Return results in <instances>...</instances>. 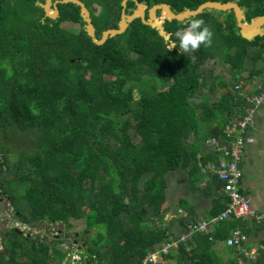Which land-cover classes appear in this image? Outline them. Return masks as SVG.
I'll use <instances>...</instances> for the list:
<instances>
[{
    "label": "trees",
    "instance_id": "1",
    "mask_svg": "<svg viewBox=\"0 0 264 264\" xmlns=\"http://www.w3.org/2000/svg\"><path fill=\"white\" fill-rule=\"evenodd\" d=\"M81 1L98 8L91 12L98 40L119 28L124 0ZM237 1L248 8V23L264 16V0H138L149 9L168 4L175 13ZM39 3L45 0H0V196L25 225L85 222L79 264H139L172 240L161 225L167 176L183 167L194 184V133L225 141L226 126L245 113L235 86L263 79L264 37L244 39L234 11L206 10L183 22L166 20L169 41L136 19L98 45L79 6L59 4L54 20ZM192 19H203L212 43L185 52L176 34ZM9 131L22 133L20 151L4 143ZM212 184L224 193L217 175ZM224 196L215 217L228 207ZM238 228L235 219L219 222L213 233H196L153 264H226L214 245ZM17 229L2 237L11 260L71 264L70 253L58 248L62 239L47 242ZM231 250V264H264V251L252 260Z\"/></svg>",
    "mask_w": 264,
    "mask_h": 264
},
{
    "label": "crops",
    "instance_id": "2",
    "mask_svg": "<svg viewBox=\"0 0 264 264\" xmlns=\"http://www.w3.org/2000/svg\"><path fill=\"white\" fill-rule=\"evenodd\" d=\"M212 138L214 137H209L207 131L202 130L200 135L194 133V144H197L199 148L197 157L200 160L197 165V167H200V171L197 175H194V184H192L188 169L183 167L169 173L167 176V207L162 215L161 225L169 230L172 239H179L187 232L189 225L192 223L211 222L216 218L214 215L217 211V199L222 196L225 197V193L220 192L217 185L212 184L213 179L216 177L214 166H217L220 159V155L208 144V141ZM223 139L219 140L224 142ZM192 141L193 137L190 139V143ZM242 169L244 172L242 181L243 192L249 199L252 209L262 216L263 220L258 222L255 218H250L239 221V227L248 232V247L258 250V252H263L264 105L257 109L254 124L246 134V148L242 160ZM217 225L218 223L211 225L210 233L214 232ZM214 251L226 264L232 263L234 255L231 248L226 246L225 241H217L214 245ZM9 261L13 264L19 263L10 259ZM1 262L2 259L0 258Z\"/></svg>",
    "mask_w": 264,
    "mask_h": 264
},
{
    "label": "built area",
    "instance_id": "3",
    "mask_svg": "<svg viewBox=\"0 0 264 264\" xmlns=\"http://www.w3.org/2000/svg\"><path fill=\"white\" fill-rule=\"evenodd\" d=\"M251 82L250 84L246 80L240 79L235 86V91L246 100L247 107L242 116L226 126V140L222 142L214 137L208 141V144L220 155L214 170L219 180L224 184V193L229 200L228 207L211 222L192 223L187 232L179 239H172L170 242L154 248L139 264L156 263L161 256L170 254L179 242L191 241L196 233L209 234L213 223L232 219L243 221L255 218L258 222L263 220V217L252 209L242 187L244 177L242 160L246 148V134L254 124L257 109L264 105V77L261 81L254 77ZM248 242L249 236L241 228L233 230L229 238L225 240L227 247L235 248L238 252L245 253L254 260L259 252L255 249L248 251ZM75 258L76 262L71 264H79L83 257L82 255H75Z\"/></svg>",
    "mask_w": 264,
    "mask_h": 264
},
{
    "label": "water",
    "instance_id": "4",
    "mask_svg": "<svg viewBox=\"0 0 264 264\" xmlns=\"http://www.w3.org/2000/svg\"><path fill=\"white\" fill-rule=\"evenodd\" d=\"M129 1H134L137 7L136 9H130V12H132L131 15L127 13V4ZM68 3H72L80 7L82 17L86 22L85 29L93 41L98 45H103L108 39L124 34L129 25L136 19H141L144 24L156 29L161 36L169 41L170 34H168L164 28L166 20H178L183 22L189 18L202 14L206 10H216L221 12L234 11L238 27L240 28L241 35L244 39L253 41L257 37H264V16L253 19L250 23H248L246 18L248 8L240 7L238 1L225 4L220 2H207L196 10H186L183 13H175L168 4H158L149 9L146 4L139 3L138 0H124L122 3L123 11L119 28L105 31L102 38L98 40L96 38V28L91 17V12H97L98 8H87L85 3L81 0H57L55 2L53 0H45V3H39V5L45 10L46 17L55 20L60 15L58 5ZM158 11L162 12L161 16H158ZM148 12L149 16L147 17ZM170 49H172V47ZM17 231L22 233L19 229H17Z\"/></svg>",
    "mask_w": 264,
    "mask_h": 264
},
{
    "label": "rangeland",
    "instance_id": "5",
    "mask_svg": "<svg viewBox=\"0 0 264 264\" xmlns=\"http://www.w3.org/2000/svg\"><path fill=\"white\" fill-rule=\"evenodd\" d=\"M63 27L67 30L73 31V32H79V27L71 24V23H65L63 24ZM172 45L170 46V48ZM217 73H220L219 71ZM156 84L160 85L162 83L156 82ZM138 97V94L136 95ZM14 133H17V135H14ZM20 132H8V135H4V143L6 146H12V149H16L20 151V143L24 142V138L21 135ZM14 139L15 146L12 142ZM14 145V146H13ZM19 153V152H18ZM14 209L9 203V201L6 199V197L0 196V258L2 259V262L0 264H13L11 261H9V253L7 250L1 248L2 243V237L5 234L7 230H10L11 228H18L22 234L30 235L32 238L40 237L42 240L50 242L53 239H62L63 243L59 244L58 248L61 251H66L70 253L69 257L67 258V262H76L75 261V255H81L82 253H85L84 247L87 246L85 243L86 238L83 236V233L85 231V222H72L73 226L71 228L67 227L64 224H50L48 222H43L42 224H32V225H25L23 223H20L17 219L14 217ZM94 233V232H93ZM2 250V251H1ZM8 255V256H7ZM4 256V257H3ZM8 261H6V260ZM4 260V261H3ZM11 260V259H10ZM20 263V262H19ZM18 263V264H19Z\"/></svg>",
    "mask_w": 264,
    "mask_h": 264
},
{
    "label": "clouds",
    "instance_id": "6",
    "mask_svg": "<svg viewBox=\"0 0 264 264\" xmlns=\"http://www.w3.org/2000/svg\"><path fill=\"white\" fill-rule=\"evenodd\" d=\"M188 26L177 32L179 47L187 52L198 49L202 44L209 46L212 43V30L205 25L203 19H192L187 22ZM172 47H175L173 42ZM1 192V189H0Z\"/></svg>",
    "mask_w": 264,
    "mask_h": 264
},
{
    "label": "flooded vegetation",
    "instance_id": "7",
    "mask_svg": "<svg viewBox=\"0 0 264 264\" xmlns=\"http://www.w3.org/2000/svg\"><path fill=\"white\" fill-rule=\"evenodd\" d=\"M137 8V7H136ZM135 8V9H136ZM130 9H134V8H129L128 10H127V13L129 14V15H131L132 14V12H130ZM149 16V12L147 13V17Z\"/></svg>",
    "mask_w": 264,
    "mask_h": 264
}]
</instances>
